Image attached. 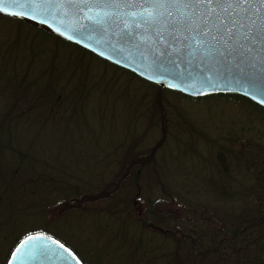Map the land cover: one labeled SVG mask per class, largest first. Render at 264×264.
Returning <instances> with one entry per match:
<instances>
[{
  "label": "trees",
  "instance_id": "16d2710c",
  "mask_svg": "<svg viewBox=\"0 0 264 264\" xmlns=\"http://www.w3.org/2000/svg\"><path fill=\"white\" fill-rule=\"evenodd\" d=\"M0 18L12 21L17 34L15 38L20 41L11 40L16 49L13 61L21 62L19 69L12 68L7 72L6 67L5 75L8 76L0 81V92L5 95L0 108V152L7 151L8 163L6 166L0 163V229L6 227V231H0V264H5L10 251L22 236L35 231L61 241L84 264H264V163L258 161H264V149L251 156L237 155L238 169L244 170L249 175L248 179L252 180L248 187L238 191H226L222 187L228 171L222 150L217 152L214 164L217 180L213 182L216 185L218 179H223V184H219L216 195L237 202L238 208L214 206L212 211H219L222 215L217 227L199 226L197 236H194L190 230L192 226H179L168 213H158L154 207L157 202L143 195L145 186L140 182L153 179L161 184L162 193L171 198L177 195L164 192L167 181L161 176V164L156 162L157 151L163 147L168 133V111L164 103L167 100L164 96L170 91L111 65L150 87L139 95L134 107L141 109L139 118L147 120L148 130L160 131L162 141L149 146V141H142L139 132L125 134L123 142L112 147L106 156V164L94 172L89 171L87 176L80 172H67L65 166L55 168L54 156L32 155L28 149L13 144L17 129L14 125L20 120L30 123L32 120L38 124V131L48 129L47 126L76 125L75 119L80 118L79 108L82 104L84 106L86 97H91L92 93L100 97L110 96L112 90L115 96L120 89L114 88L118 82L116 79L103 80L102 74L95 75L93 81V76L84 67L81 68L83 60L89 58L87 56L94 57L85 50L29 22L1 15ZM20 32L24 33L20 35ZM25 32H31V35L25 38ZM45 36L51 38L44 42L50 41L52 49L47 50L43 45L35 51L32 46L34 41L40 37L45 39ZM64 46H72L74 51L65 52ZM2 69L0 67V75L4 73ZM147 97H150L148 101L151 100L148 106L145 102ZM50 135L47 132L45 138ZM144 142L147 144L144 145ZM248 156L251 160L257 159L252 162L246 159L247 163H241ZM153 168L157 169L156 173ZM259 170L260 173H257ZM22 216L27 222L21 227V232L14 233L15 229L9 231L10 224L16 219L21 220ZM75 217L104 220L107 237L102 246L107 250L99 255L95 252L96 259H88L90 262L76 245L65 239L67 236L58 235L57 230L60 231L63 221ZM26 227L27 230H24ZM178 228L180 232H177ZM177 233L180 239L175 238ZM146 234L149 236L145 237ZM95 240L98 237L90 239V245ZM168 244L173 246L170 250L167 249ZM159 245L162 251H158ZM119 250L124 252H117Z\"/></svg>",
  "mask_w": 264,
  "mask_h": 264
},
{
  "label": "rangeland",
  "instance_id": "374dc122",
  "mask_svg": "<svg viewBox=\"0 0 264 264\" xmlns=\"http://www.w3.org/2000/svg\"><path fill=\"white\" fill-rule=\"evenodd\" d=\"M15 32L12 21L0 18V67H3L4 71L0 75V81L8 76L5 75L6 67L7 72L12 68L19 69L21 67V62L13 61L16 49L11 40L17 35ZM21 33L24 32H20V35ZM30 35L31 32H25L24 37ZM5 36L10 38L6 39ZM46 39L51 40L47 36L45 39L42 37L36 39L32 45L34 50L39 51L43 45L47 50L52 49L50 41L44 42ZM15 40L19 41L18 38ZM63 50L65 52L74 51L72 46H64ZM87 58L83 60L84 64L81 68L84 67L88 74L93 76V81L96 78L94 76L98 74L103 75V80L106 78L117 80L118 83L114 88L120 89L115 93V96L114 90H112L110 96L100 97L97 93H92L91 97H86L84 106L82 104L79 108L80 118L75 119L76 125L47 126L48 129L38 131V124L34 121L31 120L30 123L20 120L14 125L17 129L13 136V144L28 149L32 155L54 156L56 159L54 161L55 168L65 166L67 172L72 171L76 174L80 172L86 176L89 171L94 172L102 164H106V156L112 147L123 142L122 138L125 134L134 135L139 132L142 141H149V146L153 142L162 141V138H159L160 131L157 129L148 130L147 120L139 118L141 109L134 107L139 95L150 90V87L141 80L117 70L111 64L100 61L96 57L87 56ZM20 59L22 61V58ZM121 89L123 90L120 94ZM164 97L167 100V103H164L165 110L168 111L166 119L168 133L163 147L159 151L156 150V162L161 164V176L167 181L165 185L167 190L164 192L170 191L171 194L173 192L177 195H172L174 197L171 198L166 193H162L161 184L153 179L140 181L142 186H145L143 195L157 202L154 207L158 213H168L179 226H192L190 230L193 231L194 236H197L199 226L206 225L208 228H215L220 222L218 219L222 215L218 213L219 211H212L214 206L233 208V210L238 208L237 202L233 203L226 200L225 196L216 195L219 184H223V179H218L216 185L213 182V180H217L214 164L218 151L222 150L227 166L228 177L225 178L226 182L222 185L226 191H238L252 183V180L248 179L249 175L244 170L238 169L237 155L240 153L251 156L256 151L261 153L264 149V112L234 95L219 94L188 98L174 92H166ZM149 98L147 97L145 100L146 106L153 100L152 96L150 101H148ZM4 99V93L0 92V108L3 107ZM142 106L145 105L142 104ZM24 123L28 124L23 125ZM19 130L22 132H17ZM47 132H50L51 135L45 138ZM34 137L36 138L32 139ZM143 144L145 145L147 142ZM6 154V150L0 152L2 160L0 163L5 166L8 164ZM250 156L244 157L241 163L257 159L251 160ZM101 157L103 161L100 162ZM246 159L248 161H245ZM258 161L264 163V161ZM243 166L244 164L241 167ZM156 171L157 169L153 168V172L156 173ZM257 173H260V170ZM205 205H210V207ZM0 214H2V210H0ZM207 215L209 218L205 219L204 216ZM26 222L25 217L22 216L21 220L16 219L12 222L8 230L15 229L14 233H16ZM63 223L59 228L60 231L57 230L58 235L67 236L65 239L76 245L86 260L92 261L96 259L97 255L107 250L102 246L107 237L104 220L75 217V219L66 218ZM179 228L181 229V227ZM179 228L177 232H180ZM24 230H27V227ZM0 231H6V227L1 228ZM177 235L175 238L180 239L178 233ZM148 236L149 234L145 235V237ZM96 237L98 240L90 245V239ZM172 247L168 244L167 249L170 250ZM162 250V246L159 245L158 251Z\"/></svg>",
  "mask_w": 264,
  "mask_h": 264
},
{
  "label": "water",
  "instance_id": "95a60500",
  "mask_svg": "<svg viewBox=\"0 0 264 264\" xmlns=\"http://www.w3.org/2000/svg\"><path fill=\"white\" fill-rule=\"evenodd\" d=\"M0 7L6 9L1 16L29 22L167 91L188 98L236 95L264 110V50L242 52L233 43L192 51L134 15L151 10L146 0H4ZM20 12L25 15L12 14ZM5 264L84 263L61 241L35 231L17 241Z\"/></svg>",
  "mask_w": 264,
  "mask_h": 264
},
{
  "label": "snow or ice",
  "instance_id": "6c2138e0",
  "mask_svg": "<svg viewBox=\"0 0 264 264\" xmlns=\"http://www.w3.org/2000/svg\"><path fill=\"white\" fill-rule=\"evenodd\" d=\"M4 0H0L2 4ZM41 0H14L38 4ZM151 10L139 13L141 21L158 28L161 35L180 40L199 52L235 43L242 52L264 50V0H146ZM6 9L0 7V12ZM25 15L24 12L12 13ZM35 18V17H33ZM248 45V47H246ZM63 247V245H61Z\"/></svg>",
  "mask_w": 264,
  "mask_h": 264
},
{
  "label": "flooded vegetation",
  "instance_id": "af4514ba",
  "mask_svg": "<svg viewBox=\"0 0 264 264\" xmlns=\"http://www.w3.org/2000/svg\"><path fill=\"white\" fill-rule=\"evenodd\" d=\"M16 245V244H15ZM78 257V256H77ZM82 262V261H81Z\"/></svg>",
  "mask_w": 264,
  "mask_h": 264
}]
</instances>
